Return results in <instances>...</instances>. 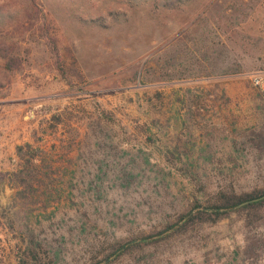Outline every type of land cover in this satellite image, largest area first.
<instances>
[{"label":"rangeland","instance_id":"374dc122","mask_svg":"<svg viewBox=\"0 0 264 264\" xmlns=\"http://www.w3.org/2000/svg\"><path fill=\"white\" fill-rule=\"evenodd\" d=\"M172 1L0 0V39L21 59L0 87V264L33 263L31 249L77 263L219 189L264 187L251 83L264 72V0ZM26 143L56 160L54 185H18ZM244 231L231 214L135 259L229 264Z\"/></svg>","mask_w":264,"mask_h":264},{"label":"trees","instance_id":"16d2710c","mask_svg":"<svg viewBox=\"0 0 264 264\" xmlns=\"http://www.w3.org/2000/svg\"><path fill=\"white\" fill-rule=\"evenodd\" d=\"M177 1L180 0L172 1L171 5ZM14 49L12 42L0 39V87L8 82L9 72L21 66V59L13 55ZM53 52L58 58L56 47H53ZM59 120L60 118L58 122ZM43 152L40 146L30 143L17 145L19 164L13 175L18 185H54L51 176L54 169L51 167L56 164V160L46 162L50 158L41 155ZM67 155L70 156L68 153ZM43 163L48 172L42 167ZM97 165L94 177L97 182H102L107 169L100 168L98 163ZM263 195L264 187L240 192L219 189L207 197L205 203L195 200L190 207L178 211L173 218L160 220L148 233L140 231V234L107 241L106 245L102 242L83 261L73 264H139L140 260L135 257L145 249L151 251L167 243H183L185 239L192 238V233L197 234L204 225L218 223L231 214L238 215L245 231L243 257L235 256L229 264H255L264 257V197L260 198ZM255 198L259 199L253 200ZM29 254L35 261L29 263L28 259H22L19 264H43L36 260L34 249L29 250Z\"/></svg>","mask_w":264,"mask_h":264},{"label":"built area","instance_id":"2783aa9c","mask_svg":"<svg viewBox=\"0 0 264 264\" xmlns=\"http://www.w3.org/2000/svg\"><path fill=\"white\" fill-rule=\"evenodd\" d=\"M251 83L254 86V88L261 94L264 100V72L255 73L251 77Z\"/></svg>","mask_w":264,"mask_h":264},{"label":"water","instance_id":"95a60500","mask_svg":"<svg viewBox=\"0 0 264 264\" xmlns=\"http://www.w3.org/2000/svg\"><path fill=\"white\" fill-rule=\"evenodd\" d=\"M264 197V195L263 196H261L260 198H263ZM257 199H259V198H255V199H253V200H257Z\"/></svg>","mask_w":264,"mask_h":264}]
</instances>
